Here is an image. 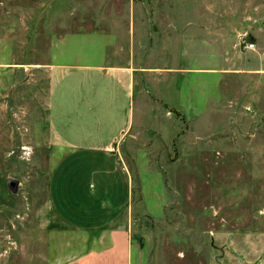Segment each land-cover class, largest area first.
<instances>
[{
  "label": "rangeland",
  "instance_id": "obj_1",
  "mask_svg": "<svg viewBox=\"0 0 264 264\" xmlns=\"http://www.w3.org/2000/svg\"><path fill=\"white\" fill-rule=\"evenodd\" d=\"M99 47L136 70L131 264H264V0H0V221L34 219L64 139H95L87 115L49 125L46 70Z\"/></svg>",
  "mask_w": 264,
  "mask_h": 264
},
{
  "label": "crops",
  "instance_id": "obj_2",
  "mask_svg": "<svg viewBox=\"0 0 264 264\" xmlns=\"http://www.w3.org/2000/svg\"><path fill=\"white\" fill-rule=\"evenodd\" d=\"M103 50L89 48L81 63L47 66L49 125L55 113L65 118L66 126L68 118L87 115L98 123L96 136L89 143L64 139L70 150L51 170L45 203L34 219L0 221V264H131L126 211L132 173L120 145L131 134V126L124 125V97L135 92L136 70L131 57L124 63L101 60ZM57 68L78 69L81 78L71 79ZM61 73L65 79L62 94L55 98L52 86ZM144 73L150 75L151 70ZM101 117L106 119L102 127ZM78 150H87L88 155L73 156ZM47 210L57 220L50 219Z\"/></svg>",
  "mask_w": 264,
  "mask_h": 264
},
{
  "label": "water",
  "instance_id": "obj_3",
  "mask_svg": "<svg viewBox=\"0 0 264 264\" xmlns=\"http://www.w3.org/2000/svg\"><path fill=\"white\" fill-rule=\"evenodd\" d=\"M17 184H18V181L14 178H10L8 180V186L10 187V189L12 191H16L17 190Z\"/></svg>",
  "mask_w": 264,
  "mask_h": 264
},
{
  "label": "built area",
  "instance_id": "obj_4",
  "mask_svg": "<svg viewBox=\"0 0 264 264\" xmlns=\"http://www.w3.org/2000/svg\"><path fill=\"white\" fill-rule=\"evenodd\" d=\"M247 45L252 46L253 45V42H249V43H247Z\"/></svg>",
  "mask_w": 264,
  "mask_h": 264
}]
</instances>
